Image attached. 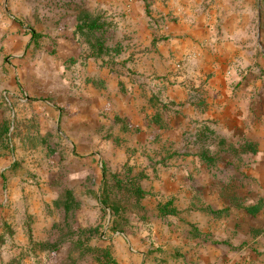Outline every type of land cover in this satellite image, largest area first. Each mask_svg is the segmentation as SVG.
Instances as JSON below:
<instances>
[{"label": "rangeland", "instance_id": "1", "mask_svg": "<svg viewBox=\"0 0 264 264\" xmlns=\"http://www.w3.org/2000/svg\"><path fill=\"white\" fill-rule=\"evenodd\" d=\"M253 127L264 0H0V264H98L108 246L117 264H264L255 154L229 163ZM208 147L228 153L213 169Z\"/></svg>", "mask_w": 264, "mask_h": 264}, {"label": "trees", "instance_id": "2", "mask_svg": "<svg viewBox=\"0 0 264 264\" xmlns=\"http://www.w3.org/2000/svg\"><path fill=\"white\" fill-rule=\"evenodd\" d=\"M91 16L88 14H85L83 16V24L85 23V29L89 30L90 32L98 30L101 28V26L98 24L97 20L96 21H91L90 20ZM90 23L88 24L87 22ZM241 148L237 147H229L230 150H233L231 152H233L232 154V159L229 163L233 164L232 161H234L236 159L235 164H244L245 162V157L249 154H256L259 150V146L258 143L252 140H247L244 138H241ZM240 142H238L239 144ZM227 150H221L217 153H214L211 151L210 147H208L207 149H203L201 150V158L203 159V161L209 166V168L213 169L212 167H218L220 162H223V155H227ZM234 177V176H233ZM105 181H104V191L107 192L104 194L103 198H102V202L103 204L107 207L110 208L113 212V216L116 218L114 220L113 224V229L114 231H116V229L121 225V222H119V217L122 211V207L120 205V203H122V200L117 199V197H114V194L112 192H110L108 189L106 191V188L111 189L109 183H108V179L105 175ZM229 178V177H228ZM231 178V187L234 186V181L232 180L233 178ZM143 179V176H138V181H141ZM135 181V180H134ZM115 183L118 184H122L121 182L117 181L115 179ZM124 185V184H123ZM122 186V185H121ZM127 188V193L132 194L134 198L138 199H144L147 196V192L145 190H143L142 186L139 185L138 183H131L129 185L125 186ZM69 194V198L67 200V203L65 204V208L68 209L71 206V203L74 202V198L73 195L71 193ZM241 205H239L240 207ZM159 211L162 217H166V216H176L177 212L176 210H173L171 208V203H168L166 205L163 206H159ZM122 226V225H121ZM79 232V240L77 242V245H81L82 242V237L84 235H90V240H93V236L91 237L92 234H95V230H89V231H83L81 229H78ZM93 251L95 252V257H96V262L98 264H117L116 260L113 257V254L111 252V247H97L94 248Z\"/></svg>", "mask_w": 264, "mask_h": 264}, {"label": "crops", "instance_id": "3", "mask_svg": "<svg viewBox=\"0 0 264 264\" xmlns=\"http://www.w3.org/2000/svg\"><path fill=\"white\" fill-rule=\"evenodd\" d=\"M229 23H226L223 27H224V31L226 32L227 36H231V35H235L238 36L239 35V29L235 28L233 29V31H231V29H229L228 27ZM233 26V24H232ZM237 26V25H236ZM249 35V33H248ZM227 39V38H225ZM222 45L224 47H229V46H234V44H232L231 40L227 39V41H224L222 43ZM221 81L224 80V76L220 77ZM228 113V119L227 120H234V114H232L233 112H227ZM235 117L239 120H243L244 116L241 113H236L235 112ZM255 127V126H254ZM252 130H250L251 132H256L259 133V136L261 138V140L258 143L259 146V150L258 152L254 155V161H255V167L253 169L254 172V177L259 180L260 183V188L262 190L263 193V198H264V127L261 128H254ZM243 128H240V130H242Z\"/></svg>", "mask_w": 264, "mask_h": 264}]
</instances>
